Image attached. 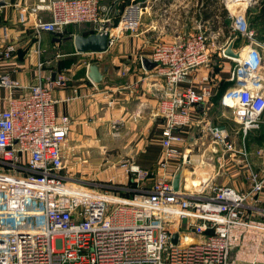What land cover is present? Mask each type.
Listing matches in <instances>:
<instances>
[{
  "label": "built area",
  "instance_id": "built-area-1",
  "mask_svg": "<svg viewBox=\"0 0 264 264\" xmlns=\"http://www.w3.org/2000/svg\"><path fill=\"white\" fill-rule=\"evenodd\" d=\"M217 1L221 21L217 14L206 16L208 0H128L115 27L110 7L101 0H42L35 7L49 14L33 22L37 37L45 31L61 39L66 27L81 23L96 33L105 27L109 46L114 31L138 32L145 15L156 20L148 30L155 32L152 74L165 84L157 112L162 155L152 171L123 163L135 183L127 189L134 192L130 196L76 186L62 174L63 144L72 121L68 114H57L61 99L53 97L55 89L71 82V71L39 77L28 87L2 75L0 86L9 96L0 111V264H235L238 254L245 263L264 262V145L250 152L225 128L207 123L197 140L188 143L185 135L194 109L215 90L209 68L214 55L234 63L231 87L220 105L230 110L243 136L264 123V42L246 19L247 8L259 0ZM234 36L244 40L241 60L222 54ZM14 50L13 44L0 47V61L10 59ZM103 52H83L84 66L101 61ZM200 68L206 73L191 79ZM127 71L124 67L121 74ZM24 87L25 94H14ZM201 139L208 144L192 157ZM228 168L241 175L240 190L215 183ZM178 169L181 177L183 171L207 176L187 189L185 175L175 191Z\"/></svg>",
  "mask_w": 264,
  "mask_h": 264
},
{
  "label": "crops",
  "instance_id": "crops-1",
  "mask_svg": "<svg viewBox=\"0 0 264 264\" xmlns=\"http://www.w3.org/2000/svg\"><path fill=\"white\" fill-rule=\"evenodd\" d=\"M2 1L4 4L0 5V47L13 44L15 50L10 59L0 61V77L7 75L28 87L39 77L44 79L53 76L55 72L70 70L71 82L63 90L55 89L53 97L61 99L55 106L57 114H68L71 118L72 123L67 137L73 148L86 146V153L90 156L86 160H92L99 166L96 173L100 177H119L122 170L118 168V163L125 161L151 171L162 155L160 145L162 120L157 116V112L165 84L162 78L153 76L154 67L149 70L143 67L141 58L150 59L155 32L149 31L148 27L156 20L145 15L138 32L125 30L123 33H114L116 36L114 42L103 52L101 60L111 67L103 83L95 85L86 75L87 68L85 66L82 68L79 66L80 63L78 64L81 60L77 59L83 53H77L73 42L65 40L66 37L80 32H69L68 26L67 33L61 39L54 33L45 31L37 37L33 22L37 18H49L47 11L35 8L42 0ZM127 2L128 0H101L102 6L110 7L109 15L113 18L114 24ZM208 2L205 14L208 17H215L219 3L217 0ZM22 9H26V13L21 12ZM243 43L244 40L240 39L236 43L237 49L242 47ZM39 62L43 64L41 68H38ZM68 62L70 64H66ZM233 65L230 60L213 56L209 68L211 76L215 79V90L210 100L194 109L193 125L185 133L188 143L200 137L201 127L207 123L225 128L236 144L242 145L243 141L250 152L264 145V123L243 136L230 110L220 105L221 96L231 87L229 76ZM124 67H127L128 71L122 75ZM214 67H218L217 71ZM206 70L203 68L195 70L189 77L198 79ZM25 87L14 90V94L17 96L25 94ZM8 96V89L0 86V111L6 108ZM67 97L73 99L64 100ZM109 99L113 100L112 105H108ZM114 125L118 128H114ZM191 133L192 141H189ZM207 144L208 141L197 144L192 157H197ZM182 173L180 180L185 181L183 177L187 171ZM120 181L122 180H118ZM239 183L233 182L232 186L240 190L243 182ZM150 185L151 182L145 183L146 187ZM260 198L264 202V193ZM263 202L261 205H264ZM236 256L238 258L235 264H251L243 262L239 254Z\"/></svg>",
  "mask_w": 264,
  "mask_h": 264
},
{
  "label": "rangeland",
  "instance_id": "rangeland-1",
  "mask_svg": "<svg viewBox=\"0 0 264 264\" xmlns=\"http://www.w3.org/2000/svg\"><path fill=\"white\" fill-rule=\"evenodd\" d=\"M217 16L220 18L219 20L221 21L222 16L220 14L219 9H217ZM115 24H114V27L116 26ZM90 30H91V27L88 24L80 23L78 25H71L69 27V32L84 33ZM114 33H116V31H114ZM77 60L78 61L81 60L80 62H78V64L80 63L79 66L81 65L82 68H84L83 62L86 60L85 56L81 55V57ZM66 64H70V62ZM57 68L58 66L56 67V69ZM113 127L116 128L117 126L114 125ZM126 129L128 128L126 127ZM238 144L239 143H237V145ZM86 150H87L86 146H84L83 148H77V146L76 148H73V145L70 143L69 138L67 137L65 143L63 144V151H64L63 162L65 164V168H64V171H62V174L64 175V177H66L67 181L74 183L76 186H82V187L92 186L96 190L107 191L109 194H113V195L130 196L131 194L134 193L131 191L127 192L128 188H133L135 186V183L132 181V179L126 176L124 173L125 167L123 166V163L128 164V162L125 161V162L118 163L119 165L118 168H121L122 170L121 172H119V174L121 173L119 177H115V176L108 177V178L100 177L99 174L96 173L97 171L96 169L99 166L96 165L95 162H92V160H89V161L86 160L88 157H90L86 153ZM237 172L238 171H234V170L222 171L220 175L215 177L214 181L215 183H218V184H227V185L232 186L233 182L239 183L238 181H241V175L236 174ZM197 177L202 178L197 175L196 176L195 175L189 176V174L187 175V179L185 181L187 189H193L194 187L197 186V184L200 181V179H198ZM118 180H122L123 182L122 181L118 182ZM152 180H153L152 175H150L148 179L145 181V183L148 184L152 182ZM186 233L190 234L191 232L188 231Z\"/></svg>",
  "mask_w": 264,
  "mask_h": 264
},
{
  "label": "water",
  "instance_id": "water-1",
  "mask_svg": "<svg viewBox=\"0 0 264 264\" xmlns=\"http://www.w3.org/2000/svg\"><path fill=\"white\" fill-rule=\"evenodd\" d=\"M4 4V1H0V5ZM65 40H71L73 42L74 48L76 49L77 53H83L86 51H96V52H102L107 51L109 47V34L105 30V27L101 29V31L92 32L87 35L83 34H73L65 38ZM239 37L234 36L233 39H231L225 48L222 50V54L226 58H230L233 60H241L242 59V52L245 47V44L242 45L239 49L236 48V43L238 42ZM142 65L145 69L149 70L156 66V63L151 61L147 57L141 58ZM109 64L104 63L101 61H94L91 62L87 67L86 75L89 78V80L97 85L101 84L104 81L105 76L108 73L109 70ZM54 77V74H53ZM189 141H192V133L189 136ZM199 177H206L205 172H201L198 175ZM181 179V170L178 169L172 180L173 189L177 191L180 187V180ZM183 222H186V219H183ZM177 233H174L172 235V242H177Z\"/></svg>",
  "mask_w": 264,
  "mask_h": 264
},
{
  "label": "trees",
  "instance_id": "trees-1",
  "mask_svg": "<svg viewBox=\"0 0 264 264\" xmlns=\"http://www.w3.org/2000/svg\"><path fill=\"white\" fill-rule=\"evenodd\" d=\"M258 5L251 6L246 10V19L248 27L255 32V37L258 41L264 42V0H259ZM224 14V12H223ZM224 25H228L229 21L227 19L223 20ZM67 28V27H66ZM67 33L66 29L63 36ZM92 33V31L84 32L83 35ZM218 67H214L217 71Z\"/></svg>",
  "mask_w": 264,
  "mask_h": 264
}]
</instances>
